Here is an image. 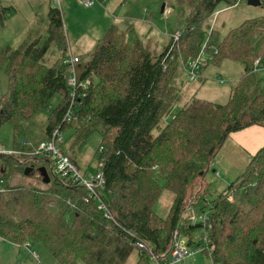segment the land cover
I'll return each mask as SVG.
<instances>
[{
  "label": "trees",
  "instance_id": "1",
  "mask_svg": "<svg viewBox=\"0 0 264 264\" xmlns=\"http://www.w3.org/2000/svg\"><path fill=\"white\" fill-rule=\"evenodd\" d=\"M188 1L191 14L179 41L171 40L159 53L125 20L123 25L111 24L90 55L79 56L78 79L92 82L84 95L80 92V105L69 123L63 117L71 101V66L63 62L68 40L60 11L50 10L47 37L30 34L18 49L0 48V81L5 82L0 129L13 124V149H33L62 124L64 144L71 141L77 152L98 132L96 155L106 179L103 196L115 218L112 222L103 216L98 198L84 186L58 178L49 159L1 155L5 191L0 192V241L21 249L30 243L34 250L42 244L61 264H129L139 239L156 252L170 251L182 213L210 193L207 173L227 137L264 125V80L255 70V61L261 64L264 57V15L245 20L221 39L210 20L220 4L236 5L237 0ZM8 9L1 7V21ZM204 43L215 63L230 59L245 66L225 103L200 98L184 102L177 86L188 59L198 56ZM56 94L61 102L35 139L30 128L34 118ZM65 152L78 164L70 148ZM18 165L34 167L29 176L36 173L41 180L38 170L46 166L50 183H13L16 173L26 176L15 169ZM163 189L175 195L165 217L155 211ZM210 204L214 262L264 264V147ZM139 254L134 264H153Z\"/></svg>",
  "mask_w": 264,
  "mask_h": 264
},
{
  "label": "rangeland",
  "instance_id": "2",
  "mask_svg": "<svg viewBox=\"0 0 264 264\" xmlns=\"http://www.w3.org/2000/svg\"><path fill=\"white\" fill-rule=\"evenodd\" d=\"M1 3L0 5L2 6L11 7L8 9V13H4L3 20H0V48L10 47L11 49H18L27 41L30 34L34 38L39 36L47 37V28L48 24H50L49 12L51 9H58L63 17L68 41L72 46L82 44L83 49L88 51L83 53L85 56L90 55L94 51L95 43L105 33L101 34V38H97L100 35L97 33H100V31H96L93 27V24L97 20L102 19V14H104V11L102 13H92L98 7L105 8V12H107L111 20L119 25L124 24L125 20L133 22L141 37L146 41L150 40L151 50H155L156 53L162 51L164 46L171 42V36L174 31H183L191 14V4L188 0L182 4L178 3L177 0H98L90 9L85 7L81 0H3ZM167 7L171 9L170 14L164 13V9ZM263 15L264 6H253L248 4V0H241L236 5L220 4L210 22L211 27L213 25V29L218 31L222 39L230 29L240 25L245 20ZM95 38L97 39L95 40ZM83 49L80 48V51ZM210 54L211 52L209 51L203 52L202 57L210 58ZM256 71L259 77L264 80V57L262 58V66ZM244 74L245 66L241 62L226 59L217 64L210 60L203 67L200 78L196 80L190 79L187 68L183 69L177 86L180 87L184 102L193 98H200L215 103H225L231 97L235 84ZM181 81L184 82V86L181 85ZM4 86V80L0 81V93L4 90ZM60 102L61 95L56 94L46 108L36 115L33 125L30 127L32 129L31 134H34L35 139H38L37 137L42 134L49 116L55 112ZM175 112L176 110H173L172 114H175ZM14 136L15 129L12 123H6L1 127L0 142L7 148L11 149L15 145ZM100 142L101 136L96 132L81 151L74 152L76 149L71 147V141L67 142L66 145L64 144L63 148L65 150L70 148L75 153L82 173H95L99 157L96 155V150ZM239 165H237L238 167H232L225 174L222 171H213L217 167L215 163L213 168L211 167L210 171H208L207 181L211 183L210 193L205 200L196 204L191 202L189 205L191 208L188 209V206L179 220V228L183 231L182 237L187 242H189L191 237L194 241L200 242V237H202L204 232L203 227L197 225L192 229L187 228L194 223V218H197L202 213V210L207 212L210 209V206L207 205L208 202L210 203V201L214 200L218 194H221L245 171L246 164H244L245 166L242 165L241 168H239ZM1 168L2 164L0 162ZM16 174L15 178H13V183L27 180L29 184L43 185V179L41 180L36 173L31 176H25L22 173ZM239 183L240 180L236 182L237 185ZM174 197L173 192L163 189L160 198L155 204V211L160 216H167ZM73 218L74 215L70 212L68 214L69 221L72 222ZM34 248L39 255V259L34 257L27 249H21L9 241H0V264H61L44 245L38 244ZM137 252V250L133 251L128 259L129 264L136 263L139 254ZM139 256L142 257L141 254ZM176 264H213V262L207 254L198 253Z\"/></svg>",
  "mask_w": 264,
  "mask_h": 264
},
{
  "label": "built area",
  "instance_id": "3",
  "mask_svg": "<svg viewBox=\"0 0 264 264\" xmlns=\"http://www.w3.org/2000/svg\"><path fill=\"white\" fill-rule=\"evenodd\" d=\"M3 0H0V4H2ZM13 1V0H10ZM98 0H81L82 4L89 8L93 7ZM241 0H237L239 2ZM165 14H170L171 9L165 8ZM181 36L180 31H174L172 33V40L176 44L179 41ZM206 52L205 47L202 48L201 53L198 56L192 57L187 61V70L189 72V77L191 80H196L200 78L201 71L204 66H206L209 61L212 59V55L210 58L202 57V53ZM79 61V56L73 55L70 51L67 52L66 56L63 59V62L66 65L71 66V73L69 74L67 83L70 87V105L67 111L64 114L63 122L69 123L72 121L73 116L80 105V96L84 92L89 89L91 85V80H79L77 76V72L75 69V64ZM261 67L260 60L255 61V70ZM167 68V65H164V69ZM82 92V93H80ZM66 139V133L62 129V124L55 128L51 136L39 142L33 149L25 152H21L20 150H15L13 148H7L0 145V157L1 155H17L22 154L28 156L29 158L35 157H43L45 159H49V164L52 172L61 180L65 182L77 183L85 187L91 197L98 198L97 209L103 213V216L114 222L115 218L110 210L108 204L104 200L105 195V185L106 179L102 171V162H98L97 170L95 173L85 172L82 173L80 167L77 163H75L65 152L63 148L64 141ZM25 144H31L30 142H25ZM21 161H23L21 159ZM5 191V186L3 185V180H0V192ZM233 196L230 195L229 199H232ZM208 201V200H207ZM210 209L206 212L202 210V213L198 215L197 218H194V223L191 225H199L203 227L204 232L202 237H200V242H196L193 240L191 243L190 240L187 242L182 237V232L180 229H176L173 233V242L172 247L169 252H156L155 247L144 239H139L136 242V248L140 252L143 257H149L150 261L153 264H176L177 262H181L184 259L194 256L198 253L207 254L213 264H216L213 260V251L214 244L211 241V237L209 234V230L212 227L211 224V204L208 202ZM191 206L188 207L190 209ZM29 250L34 257L39 258L36 250L31 248L30 243H27L24 247Z\"/></svg>",
  "mask_w": 264,
  "mask_h": 264
},
{
  "label": "crops",
  "instance_id": "4",
  "mask_svg": "<svg viewBox=\"0 0 264 264\" xmlns=\"http://www.w3.org/2000/svg\"><path fill=\"white\" fill-rule=\"evenodd\" d=\"M1 6L2 5H0V7ZM2 7L10 8L11 6H2ZM90 8L92 7H89V9ZM102 11H104V14H102L103 15L102 19L97 20L93 24V27L96 29V31H100V33H97V34H100L99 37L97 38H101V34L106 32V29L111 24H117V22L115 23L113 20H111L107 12H105V8L103 7H98L97 9L93 10L92 13H102ZM48 28H49V24H48ZM66 35H67V32H66ZM97 38H95V40ZM147 42L150 44L149 39ZM96 44L97 43H95V45ZM168 44L169 43H167V45ZM167 45H165L164 48ZM80 48L83 49L82 44H79L78 46L77 45L72 46V44L68 41L67 50L70 51L73 55L85 56L83 55V53L88 52V51L84 49L80 51ZM261 66H262V61H261ZM181 85L184 86L183 81H181ZM226 140H227L225 141L226 143L223 144L224 147L222 146L223 148L219 150V152L217 153L212 163V166H211L212 168H213V165H215V163L217 165V167L214 168L213 170L214 172L218 170L226 174L232 167H238L237 166L238 164L241 165V166L239 165V168H241L242 165L245 166L244 164H246V167H247V165L252 160V158L256 155V153L264 147V125H252L245 129L232 132L231 135H229Z\"/></svg>",
  "mask_w": 264,
  "mask_h": 264
},
{
  "label": "water",
  "instance_id": "5",
  "mask_svg": "<svg viewBox=\"0 0 264 264\" xmlns=\"http://www.w3.org/2000/svg\"><path fill=\"white\" fill-rule=\"evenodd\" d=\"M248 4L253 5V6H260L262 4V1L261 0H248ZM0 111H2V110L0 109ZM15 169L23 171L26 175H29L30 173H32L34 171V167H31V166L25 167L22 165L15 166ZM38 171L40 172L41 176L43 177V182L45 184L50 183L51 177H50V174H49L46 166L40 167Z\"/></svg>",
  "mask_w": 264,
  "mask_h": 264
}]
</instances>
